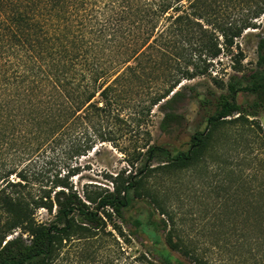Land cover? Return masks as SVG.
Returning <instances> with one entry per match:
<instances>
[{"label":"trees","instance_id":"16d2710c","mask_svg":"<svg viewBox=\"0 0 264 264\" xmlns=\"http://www.w3.org/2000/svg\"><path fill=\"white\" fill-rule=\"evenodd\" d=\"M262 16L264 0H0V264H209L146 182L210 151L215 216L241 218L228 232L240 231L245 263L264 264V38L255 70L242 74L238 50L227 82L212 78ZM201 78L226 92L186 151L146 144L130 170L102 175L109 185L75 186L91 171L79 160L119 148L153 108L162 133L181 125L184 83ZM133 241L143 251L128 252Z\"/></svg>","mask_w":264,"mask_h":264},{"label":"rangeland","instance_id":"374dc122","mask_svg":"<svg viewBox=\"0 0 264 264\" xmlns=\"http://www.w3.org/2000/svg\"><path fill=\"white\" fill-rule=\"evenodd\" d=\"M255 24V29L245 30L236 40L238 49L234 47L232 54L220 55L218 62L214 61L212 78L217 73L218 80L227 82L228 76L233 74L231 57L236 55L238 50L242 52L243 56L240 63L242 74H249L255 70L257 45L259 40L264 38V16ZM184 84L192 89L186 90L188 99L178 104L176 108V112L183 117L181 125H174L167 133H162L159 128L162 113L159 108H153L148 117L137 124L133 123L131 134L121 141L119 148H113L106 144L99 147L96 153L85 158L82 157L79 163L89 166L91 171L84 172L80 178H74L75 186L80 190V186L83 184L109 185L102 175H115L122 170H130L128 161L137 156V148H144L146 144L164 147L172 153L186 151L191 136L197 130L203 129L204 117L215 112L217 96L226 91L218 89L213 81L211 83L202 78ZM236 100L241 103L245 97L239 93ZM204 101L205 107L202 106ZM46 154L48 155L49 152L47 151ZM208 155L191 168L175 171L168 175L152 176L147 180L146 187L151 193H156L158 200L174 216V230L177 237L190 249L195 250L199 257L204 258L209 264H212V257L217 259L220 264H250L245 263V252L239 247V244L244 242L242 235H239L240 231L238 234L228 232V229L231 231L235 226L240 229L241 218L235 221L230 210H225L223 215L218 218L215 216L219 208L217 207L218 198L213 191L217 186L218 179L212 174V152L210 151ZM153 164H157V161ZM36 165L39 168L42 163L37 161ZM144 212L140 211L139 218L142 221L146 220L147 213ZM36 218L39 221H44L49 217L45 211L40 210L37 212ZM159 218L158 213H155L153 220L158 221ZM115 221L118 225H122L118 219ZM123 226L127 230L126 225L123 224ZM217 232L223 234H217ZM154 240L155 238L147 237L144 234L140 235V242L146 246H150ZM161 240L164 242V236L161 237ZM172 240L176 241L174 238ZM136 242L133 241L131 245H125V249L128 252L134 251L136 248L143 251ZM213 243L218 244V247L213 249ZM171 253L187 262L178 253Z\"/></svg>","mask_w":264,"mask_h":264}]
</instances>
